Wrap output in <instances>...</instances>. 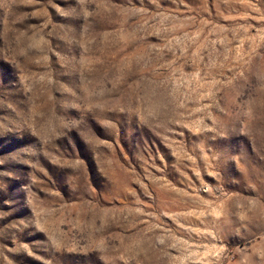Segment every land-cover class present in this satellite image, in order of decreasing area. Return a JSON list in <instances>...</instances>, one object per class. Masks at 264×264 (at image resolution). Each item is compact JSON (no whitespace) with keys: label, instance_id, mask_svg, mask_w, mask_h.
<instances>
[{"label":"rangeland","instance_id":"obj_1","mask_svg":"<svg viewBox=\"0 0 264 264\" xmlns=\"http://www.w3.org/2000/svg\"><path fill=\"white\" fill-rule=\"evenodd\" d=\"M0 264H264V0H0Z\"/></svg>","mask_w":264,"mask_h":264}]
</instances>
